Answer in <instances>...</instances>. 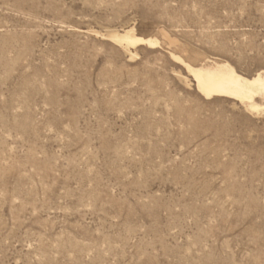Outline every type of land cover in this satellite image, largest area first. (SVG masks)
<instances>
[{"label":"rangeland","instance_id":"obj_1","mask_svg":"<svg viewBox=\"0 0 264 264\" xmlns=\"http://www.w3.org/2000/svg\"><path fill=\"white\" fill-rule=\"evenodd\" d=\"M171 54L264 71V0H0V264H264V103Z\"/></svg>","mask_w":264,"mask_h":264},{"label":"bare ground","instance_id":"obj_2","mask_svg":"<svg viewBox=\"0 0 264 264\" xmlns=\"http://www.w3.org/2000/svg\"><path fill=\"white\" fill-rule=\"evenodd\" d=\"M108 37L118 45L125 47L127 51H129L128 48H135L140 45L149 47L158 45L154 38L137 36L132 28L124 29L120 33L111 32ZM171 56L192 78L197 92L204 98H231L243 104L251 112L259 111L262 108L255 102V98H259L264 103V71L246 77L239 74L234 67L226 62L203 61L198 65H191L179 56L172 54ZM261 110L264 111V106Z\"/></svg>","mask_w":264,"mask_h":264}]
</instances>
